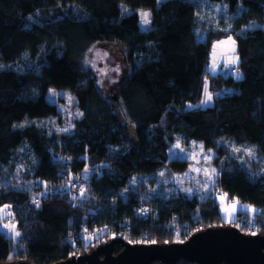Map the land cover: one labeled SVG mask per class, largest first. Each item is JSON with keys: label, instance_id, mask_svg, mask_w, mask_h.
Wrapping results in <instances>:
<instances>
[{"label": "trees", "instance_id": "trees-1", "mask_svg": "<svg viewBox=\"0 0 264 264\" xmlns=\"http://www.w3.org/2000/svg\"><path fill=\"white\" fill-rule=\"evenodd\" d=\"M231 35L239 78L208 69L214 41ZM98 42L125 47L119 104L84 65ZM52 89L77 98L70 131L44 124L60 115ZM178 141L217 153L216 192L145 184L188 168L170 155ZM239 146L255 150L252 168ZM220 193L255 207L232 226L264 233V0H0V205L13 207L21 232L15 240L0 229V263L55 264L113 239L115 254L182 242L228 225Z\"/></svg>", "mask_w": 264, "mask_h": 264}, {"label": "rangeland", "instance_id": "rangeland-1", "mask_svg": "<svg viewBox=\"0 0 264 264\" xmlns=\"http://www.w3.org/2000/svg\"><path fill=\"white\" fill-rule=\"evenodd\" d=\"M147 12L149 11H142L143 20V14ZM237 50V39L232 35L214 41L211 48L208 69L213 72H218L223 68H229L233 70L234 76L239 78V76H241V71L238 68L240 58ZM84 65L85 67H92L94 69L98 84L105 91V94L116 99L117 104H119L117 89L118 86L124 82L129 73V65L125 58V47L121 44L98 42L94 44L86 54ZM204 93V103L205 101H207V103L212 102V91L208 84L205 86ZM209 96H211L210 100H208ZM50 98L58 104L60 115L59 119H48L44 124L51 130L55 129L58 132L70 131L74 127L75 119L82 115L77 104V98L67 89H52L50 91ZM119 110L122 114V110L120 108ZM197 142L185 145L181 141H178L171 148V157L188 160L189 166L185 171L174 173L170 176L163 170L158 176L159 181H145V184L151 187V189L157 185L162 191L176 189L185 194H196L200 197L216 192L214 190H216V181L218 177V170L215 165L217 153L212 149L205 148L199 141ZM233 149H235L237 153H240L245 163L249 164L251 166L250 168H252V163L255 162L257 158L255 150L251 149L250 146H239ZM249 150H251V154H249ZM20 168L22 171L24 166L21 165ZM87 175H91L90 170L85 171L84 177H87ZM15 178L14 182L20 185L21 183L17 182V174ZM217 198L220 205V212L225 221L224 223L228 225H233L231 221L237 218L238 212L243 213L242 211L245 210L253 211L255 208L253 205L241 202L237 198L229 199L228 195L225 193L218 194ZM8 208L9 207L6 208V206L0 205V228L6 229L12 236L11 238L16 240L21 235V232L18 229L15 230L17 222L14 220V215L5 218ZM17 233L19 235H17Z\"/></svg>", "mask_w": 264, "mask_h": 264}, {"label": "water", "instance_id": "water-1", "mask_svg": "<svg viewBox=\"0 0 264 264\" xmlns=\"http://www.w3.org/2000/svg\"><path fill=\"white\" fill-rule=\"evenodd\" d=\"M115 243L113 239L90 254L55 264H172L180 259L197 264H264V233L247 234L232 225L197 230L182 242L126 244L118 254L114 253ZM0 264L38 263L15 260Z\"/></svg>", "mask_w": 264, "mask_h": 264}, {"label": "bare ground", "instance_id": "bare-ground-1", "mask_svg": "<svg viewBox=\"0 0 264 264\" xmlns=\"http://www.w3.org/2000/svg\"><path fill=\"white\" fill-rule=\"evenodd\" d=\"M6 212H7L8 216L14 215V209H13V207H11L10 209H7ZM0 229L3 230L4 233H5L8 237H12V236L9 234V232L6 231V229H2V228H0ZM17 229H18V228H17V225H16L15 230H17ZM95 249H96V248H95ZM95 249H93L90 253H92ZM90 253H88V254H90ZM83 255H86V254H83Z\"/></svg>", "mask_w": 264, "mask_h": 264}, {"label": "snow or ice", "instance_id": "snow-or-ice-1", "mask_svg": "<svg viewBox=\"0 0 264 264\" xmlns=\"http://www.w3.org/2000/svg\"><path fill=\"white\" fill-rule=\"evenodd\" d=\"M143 15H144V23L147 24L148 23V19H147L148 13H144ZM210 99H211V96L208 97V100H210ZM205 103H207V101H205ZM249 154H251V150H249ZM17 235H19V234L17 233Z\"/></svg>", "mask_w": 264, "mask_h": 264}, {"label": "built area", "instance_id": "built-area-1", "mask_svg": "<svg viewBox=\"0 0 264 264\" xmlns=\"http://www.w3.org/2000/svg\"><path fill=\"white\" fill-rule=\"evenodd\" d=\"M226 75H228V74H226ZM11 207H9L8 209H10Z\"/></svg>", "mask_w": 264, "mask_h": 264}]
</instances>
